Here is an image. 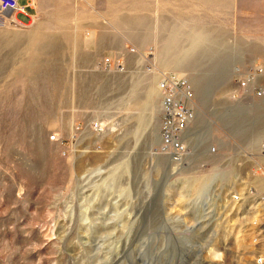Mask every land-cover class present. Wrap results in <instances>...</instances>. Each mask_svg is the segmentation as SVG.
I'll use <instances>...</instances> for the list:
<instances>
[{"label":"rangeland","instance_id":"374dc122","mask_svg":"<svg viewBox=\"0 0 264 264\" xmlns=\"http://www.w3.org/2000/svg\"><path fill=\"white\" fill-rule=\"evenodd\" d=\"M34 4L0 23V264H260L264 0Z\"/></svg>","mask_w":264,"mask_h":264},{"label":"built area","instance_id":"2783aa9c","mask_svg":"<svg viewBox=\"0 0 264 264\" xmlns=\"http://www.w3.org/2000/svg\"><path fill=\"white\" fill-rule=\"evenodd\" d=\"M30 9L35 10L34 0H31L27 5H21L20 0H0V23L8 22L12 26L25 28L27 24L21 22L18 18L19 16H25L29 20H32L35 13H32ZM160 89L165 96V116L162 129L163 140L167 146L178 153L183 148L175 139V136L184 132L190 121L191 113L187 109L185 101L177 100L174 95L177 94L178 90L183 89L181 92L184 100L191 101L193 96L186 91V84L183 80L172 82V86H170L167 80H164L160 84ZM258 262L262 264L264 259H259Z\"/></svg>","mask_w":264,"mask_h":264},{"label":"bare ground","instance_id":"6f19581e","mask_svg":"<svg viewBox=\"0 0 264 264\" xmlns=\"http://www.w3.org/2000/svg\"><path fill=\"white\" fill-rule=\"evenodd\" d=\"M4 28V26H3ZM176 68H180V66H176ZM156 75V74H155ZM254 77L250 79L247 78V81L251 84L252 82H254V80L256 79L257 75L256 74H253ZM155 81V80H154ZM255 83V82H254ZM156 86V85H155ZM162 93V94H161ZM261 96V94H259ZM160 97L162 98V111L164 113V101H165V96H164V93L162 92V90L160 89V86L157 87V89H151L150 90V100H151V103L153 101V104L155 106V102L157 103V101H159L158 99H160ZM152 105V104H151ZM155 108V107H154ZM153 110V109H152ZM162 126H164V123L162 124ZM193 136V132L192 131H189L187 134H186V139L187 140H190ZM184 151V149L181 151V152H178L177 154H181L182 152ZM180 156V155H179Z\"/></svg>","mask_w":264,"mask_h":264},{"label":"crops","instance_id":"0c3cea01","mask_svg":"<svg viewBox=\"0 0 264 264\" xmlns=\"http://www.w3.org/2000/svg\"><path fill=\"white\" fill-rule=\"evenodd\" d=\"M30 11L32 13H36L37 8L35 7L34 11L32 9H30ZM25 24H27V23H25ZM0 32H1V29H0ZM55 41H62V39H56ZM4 46L6 47V49L8 48V40L6 38H4V36H2L1 33H0V48L3 49Z\"/></svg>","mask_w":264,"mask_h":264}]
</instances>
